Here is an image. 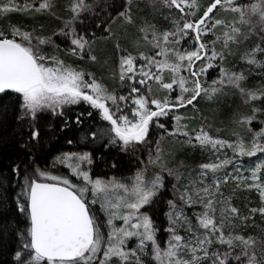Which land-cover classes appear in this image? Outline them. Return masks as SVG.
<instances>
[{
    "label": "snow or ice",
    "instance_id": "snow-or-ice-1",
    "mask_svg": "<svg viewBox=\"0 0 264 264\" xmlns=\"http://www.w3.org/2000/svg\"><path fill=\"white\" fill-rule=\"evenodd\" d=\"M131 4L127 0L118 13L128 23H132ZM162 4L169 9L165 19L172 27L160 31L146 23L139 29L150 50L136 54L121 50L113 73L119 88L109 89L93 73L68 63L53 40V36L65 37L70 43L63 51L80 60L96 61L92 39L76 27L77 20L83 23L82 13L94 14L95 5L88 0H72L71 18L50 36L15 26L7 32L0 29V94H16L18 119L29 124V142L20 145L27 149L26 155L31 156L40 143L37 121L51 115L62 118L61 132L71 130L73 124L80 129L84 133L80 143L106 140V147L128 152L154 142L156 156L149 149L148 163L160 167L151 177L146 175V166L133 177L104 180L91 175L94 159L88 151L60 152L50 164L46 156L33 157L16 194L17 210L27 223L18 233L15 264H264V249L257 252L256 238L234 230L236 221L247 222L257 214L264 217V120L259 121L258 131L248 127L250 139L233 133L236 138L230 140L211 135L204 126L190 125L188 121L195 117L180 112L188 106L195 109L198 97L211 99L234 89L245 104L252 105L251 114L242 116L238 124L251 125L257 113L264 115V88L249 89L244 84L246 72L260 69L258 74L264 75V0H210L203 10L199 0H162ZM53 6V0H26L23 5L0 0V16L50 12ZM252 36L257 39L240 57L248 69L228 67L225 61L233 55V45ZM46 46L52 47L51 53ZM216 69L218 77L209 84V70ZM81 104L90 106L106 123L84 131L81 117L85 112L72 120L67 111ZM91 110L86 111L88 117L94 116ZM167 121H174L171 129ZM157 130L182 137L183 143L207 154V162L199 163L182 186L173 185L180 204L167 201L168 226L163 229L150 214L165 188L162 173L167 171L178 183L182 174L162 162L160 140H152ZM66 143L74 141L66 138ZM37 160H43L44 167ZM12 171L21 174L19 165ZM230 183L235 187L226 196L222 186ZM239 189L255 190L259 206H235L232 201ZM186 208L192 209L191 215ZM161 231L167 234L165 240L158 235Z\"/></svg>",
    "mask_w": 264,
    "mask_h": 264
},
{
    "label": "trees",
    "instance_id": "trees-1",
    "mask_svg": "<svg viewBox=\"0 0 264 264\" xmlns=\"http://www.w3.org/2000/svg\"><path fill=\"white\" fill-rule=\"evenodd\" d=\"M26 0H17V3L23 5ZM31 3L32 0H27ZM72 0H53V8L50 12H11L7 15L0 16V29L8 31L10 26L19 27L22 31L33 32L34 35L50 36L53 32L63 27L64 22L71 18L72 13L69 6ZM249 2V0H245ZM256 2V0H251ZM88 3L95 5L94 14L85 12L81 14V19L76 21L77 31L81 34H87L92 39L91 54L96 56V61H90L85 58L80 60L67 54L64 49L69 45V41L62 36H53V40L59 45L58 54L68 63L84 70L91 72L95 77L102 81L109 89L119 88L118 79L113 77L116 71L121 50H127L136 54L138 51H149L150 45L143 40V33L140 28L145 24L155 25L160 31L172 27L170 20L165 19L169 15V9L164 8L162 0H132L131 16L132 23L126 22L118 16L127 6V0H88ZM210 3V0H199L201 10ZM38 6V5H36ZM175 15L176 10H172ZM97 25H100L99 27ZM105 29H110L106 31ZM247 32V27L244 29ZM93 33L95 34L93 36ZM19 39V37L17 38ZM257 38L252 36L249 40L242 41L239 45H233V55L227 57L225 64L236 71L248 69V65L241 60V54L245 49L250 48ZM35 43V41H34ZM119 44V49L116 45ZM45 50L52 52L51 46H46ZM260 69H254L248 75L244 82L249 89L264 88V75L260 73ZM186 74V73H185ZM168 73L165 72V76ZM218 77V69L209 70L207 81L210 84L213 79ZM155 92V86L153 88ZM162 94V93H161ZM175 95V93H174ZM257 106H261L260 101L254 102ZM195 109L188 106V109H181L180 112L188 117H195L188 121L194 127L204 126L205 129L213 136L235 140L236 133L245 139H250L252 133L247 129L251 127L253 132L258 131L261 127L259 121L264 120V115L257 113V119L251 125L244 126L237 123L242 116L251 114V104H245L244 98L234 89H226L224 93L218 94L213 98L198 97L194 101ZM91 110L88 105H74L68 111V116L74 120L80 112H85L81 118L84 124L81 128L88 131L89 128L95 130L96 126L105 124L100 120L98 115L88 117L86 111ZM174 121H167L166 126L171 129ZM39 125L41 138L40 143L31 156L26 155L27 149L21 148V143L29 142V124L18 119V104L16 94L5 93L0 95V264H15L13 260L14 252L20 244L18 233L23 231L26 226L25 217L17 210L16 194L20 191V183L23 179V171L27 167L31 170L33 157L46 156L50 164L51 160L63 151H88L93 154L94 162L91 165L93 178H101L108 180L116 178H129L136 174L139 169L146 171L152 170L160 172L156 166L147 165L149 161V149L152 157L156 156V145L150 142L148 147L143 145L137 146L136 149L128 152L121 151L116 146H105L106 140L96 143H80V136L84 133L77 129L73 124L71 130L60 131L62 126V118L45 115L37 121ZM163 136V139H161ZM66 138H72L74 143L69 145ZM184 138H174L163 133V130H157L152 140H160V149L166 162L167 168L173 169L175 172L182 174V180L178 183L174 176H168L167 171L162 175L165 177V188L162 194L157 198V202L151 211V216L156 225L160 228H166L168 221L165 213L168 211L167 201L169 199L176 200L180 204L177 196L174 194L173 185L182 186L193 169L197 168L199 163L207 162V154L202 153L198 147L183 143ZM35 143V142H32ZM169 144L177 147L176 153L168 152ZM228 155L232 153L229 151ZM254 158V157H252ZM245 160L249 158L245 157ZM37 164L44 167L43 160H37ZM16 165L20 166L21 174L17 176L12 168ZM115 165V167H113ZM67 173V169H63ZM150 172V171H149ZM75 179V178H73ZM235 185L230 183L222 191L227 196L233 192ZM226 190V191H224ZM246 191L236 190L233 198V204L237 207L244 208L245 204L251 206L247 200ZM99 209L98 204L95 206ZM191 215L192 209H185ZM196 211H200L196 206ZM103 219V213L98 212ZM258 214L247 222L236 221L235 231L245 236H252L257 240V252L260 253L264 249V225ZM194 219V217H193ZM106 232L107 229H104ZM162 240L166 239V232L158 233Z\"/></svg>",
    "mask_w": 264,
    "mask_h": 264
},
{
    "label": "rangeland",
    "instance_id": "rangeland-1",
    "mask_svg": "<svg viewBox=\"0 0 264 264\" xmlns=\"http://www.w3.org/2000/svg\"><path fill=\"white\" fill-rule=\"evenodd\" d=\"M177 150H178L177 147L173 146L172 144H169L168 147H167V151L166 152H167V155H168L169 154L168 152L171 151V153H176ZM161 159H162V162L165 163V158L163 157V152H162ZM255 159H256L255 157L254 158H251V160H253V161ZM169 164H171V162L167 161L166 162V165H169ZM147 165H150V166H153L154 167V165H151L149 163ZM156 167H158V169H160L159 166H156ZM149 171H146V175L148 177H151V175L153 173H157V171H152V170H149ZM225 187L226 186H222V188H225ZM241 190H243V189H241ZM224 191H226V190H224ZM244 191H246L245 195H246L247 200L250 202L251 206H259V196H258V193L255 190H251V191L244 190ZM98 207H99V205H98ZM142 211H143V209H142ZM260 217L261 216L258 214L257 218H255V219L258 220V219H260ZM260 220H261V223H263V225H264V217H262ZM116 223L119 225L121 222L120 221H117ZM130 246H132V245H130Z\"/></svg>",
    "mask_w": 264,
    "mask_h": 264
},
{
    "label": "water",
    "instance_id": "water-1",
    "mask_svg": "<svg viewBox=\"0 0 264 264\" xmlns=\"http://www.w3.org/2000/svg\"><path fill=\"white\" fill-rule=\"evenodd\" d=\"M0 95H2V94H0Z\"/></svg>",
    "mask_w": 264,
    "mask_h": 264
}]
</instances>
